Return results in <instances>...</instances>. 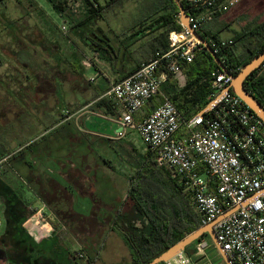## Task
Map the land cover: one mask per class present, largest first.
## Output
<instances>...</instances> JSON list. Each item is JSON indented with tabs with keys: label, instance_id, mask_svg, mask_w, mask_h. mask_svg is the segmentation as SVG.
I'll use <instances>...</instances> for the list:
<instances>
[{
	"label": "crops",
	"instance_id": "0c3cea01",
	"mask_svg": "<svg viewBox=\"0 0 264 264\" xmlns=\"http://www.w3.org/2000/svg\"><path fill=\"white\" fill-rule=\"evenodd\" d=\"M103 1L98 0L101 6ZM242 1L210 19L202 36L233 42L259 29L264 35V21L247 27L235 22L238 14L231 21L223 18L237 12ZM157 18L159 14L146 18L143 25L150 30L141 38L118 34L115 25L99 27L114 51L106 58L95 53L101 66L94 62L75 69V59L65 55L67 67L54 68L47 60L64 57L29 47L18 56L22 66L9 67L0 57V155L15 153L0 171V242L8 236L24 252L23 264H85L78 261L77 252H84L92 264L132 263V250L115 223L119 215L130 213L128 190L134 174L126 170L118 176V166L100 145L118 151L128 163L139 159L133 142L139 136L136 130L114 138L120 131L115 122L120 109L107 92L164 46L169 48L168 38H160L164 32L152 30ZM257 38H251L255 45L264 41V36ZM236 45L241 52L242 44ZM92 70L96 72L86 76ZM174 78L162 86L158 104L168 97L166 88ZM146 153L141 160L148 162L152 153ZM11 219H18L19 226L9 227ZM211 249L215 252L214 244L207 254Z\"/></svg>",
	"mask_w": 264,
	"mask_h": 264
},
{
	"label": "built area",
	"instance_id": "2783aa9c",
	"mask_svg": "<svg viewBox=\"0 0 264 264\" xmlns=\"http://www.w3.org/2000/svg\"><path fill=\"white\" fill-rule=\"evenodd\" d=\"M239 1L189 0L190 28L181 23L180 31L169 33L165 53L113 83L107 95L120 109L115 121L120 131L114 138H124L129 130L138 132L155 164L179 177L202 227L239 207L214 226L230 263L264 264V122L232 92L231 76L220 69L212 74L210 102L192 117L181 114L168 97L144 113L168 78L181 75L205 48L193 32L201 35L210 19L230 11ZM205 40L216 54L232 44ZM222 58L226 60V55ZM14 154L0 155V171ZM210 244L200 239L192 255L183 252L165 264H211ZM76 258L92 264L84 252H77Z\"/></svg>",
	"mask_w": 264,
	"mask_h": 264
},
{
	"label": "trees",
	"instance_id": "16d2710c",
	"mask_svg": "<svg viewBox=\"0 0 264 264\" xmlns=\"http://www.w3.org/2000/svg\"><path fill=\"white\" fill-rule=\"evenodd\" d=\"M3 1L0 0V3ZM47 1L58 15L63 16L67 13L66 3L63 0ZM81 1L85 11L82 13V17L74 22V29L78 31L79 37L92 52L97 53L100 57L106 58L105 55L111 57L114 55V51L112 45L109 44V38L100 29L91 30L92 26L103 17V10L108 6H101L98 0ZM121 1L110 0L107 5L110 6ZM159 1L161 7L153 10L154 15L159 14V18L152 25V30L154 32H164L160 36L162 41L164 36L168 38L170 32L180 31L182 26L178 23L180 13L174 0ZM180 2L186 14L191 12L189 0H180ZM87 28H89V31ZM148 30L150 28L146 24H142V27L136 25L126 34L141 38ZM86 32L88 35L91 34L92 37L85 36ZM258 36H264L261 29L238 35L231 45L223 49L222 53H217V56L224 60L226 69L231 70L234 76H237L249 62L264 51V41L259 40V44L255 45L251 40V38L256 39ZM211 39L216 42L220 41L217 36H212ZM237 42L243 46L241 52L237 51ZM167 48V45L164 46L163 50L158 51L155 56L163 54ZM222 54L226 55V60L222 58ZM94 65L95 63L92 62V66ZM218 69L220 68L213 57L204 48L197 53L192 63L184 67L183 71L186 70L185 86L180 88L172 84V86L166 88L168 98L181 114L186 115L187 118L192 117L209 104L212 93V74ZM171 79L172 76L168 78L170 81ZM244 86L264 105V63L246 79ZM158 98L160 97L153 99L144 108L145 114H149L158 106L156 101ZM135 119L139 121L138 116ZM150 153L148 151V155ZM151 156L152 160L145 162V171L150 173L149 176L144 173H137L136 176L131 178L128 190V203L131 207V214L119 215L115 223L124 234L132 250L131 264L150 263L180 240L202 227L199 216L191 206V197L185 192L179 177L165 168L158 167L153 160V155ZM137 221L142 224L140 228L135 225ZM11 226L18 227V219L9 220V227ZM197 242L189 245L185 253H191Z\"/></svg>",
	"mask_w": 264,
	"mask_h": 264
},
{
	"label": "rangeland",
	"instance_id": "374dc122",
	"mask_svg": "<svg viewBox=\"0 0 264 264\" xmlns=\"http://www.w3.org/2000/svg\"><path fill=\"white\" fill-rule=\"evenodd\" d=\"M63 1L66 3L67 10V13L63 16L58 15L47 0H4L0 3V57L4 64L9 67L22 66L18 56L26 51L24 47H29V50L38 49L45 53H54L64 57L62 60H47L49 63H53L52 67L54 68L65 69L67 67L65 55H69V59H75V69H79L78 65L80 64L83 65L82 67H90L92 62H95L97 66L102 65L97 54L90 51L79 37L78 31L74 29V22L80 19L85 11L82 1ZM103 3L104 7H108L103 10V17L92 26L91 30L100 29L99 27L107 29L106 27L115 25L118 34L121 32L127 33L136 25L142 27L146 18L153 15V10L161 7L159 0H122L110 6L107 5L105 0ZM238 7L240 11L233 10L223 18L231 21L230 19L234 17V14H238L234 18L235 22H238V25L245 23L247 27L252 26L251 23L264 21V0H244ZM64 26L66 30L63 29ZM87 29L89 31V28ZM87 35L86 32L85 36ZM88 36L92 37L91 34ZM30 41H36L37 45H29ZM94 71L86 72V76H92L96 72ZM112 82H116L114 78ZM172 83L180 88L185 86L186 70L175 77ZM133 142L140 156L138 160L133 158L131 163L125 161L124 155L118 151L103 145H100V148L101 151L106 149L107 157L114 160L115 165L118 166V176L124 175L126 170L134 176L137 173H144L149 176L150 173L145 171L146 160H141V157H145L147 154V147L143 144L140 136H135ZM134 157L136 156L134 155ZM8 162L3 165L4 168L8 166ZM2 219L1 217L0 220L3 221ZM135 225L139 228L142 226L139 221L135 222ZM2 230L0 229V231ZM207 238L209 239L208 236ZM1 240L3 242H0V253L4 254V257H0V264H23L22 255L24 252H20V248L13 246L14 244L8 236L3 237ZM209 241L212 243L210 239ZM66 247L71 250V246L66 245ZM192 254L193 251L189 253V255ZM208 254L211 264H215L221 259V255L217 251L212 252V249L209 250ZM78 261L80 262V260Z\"/></svg>",
	"mask_w": 264,
	"mask_h": 264
},
{
	"label": "water",
	"instance_id": "95a60500",
	"mask_svg": "<svg viewBox=\"0 0 264 264\" xmlns=\"http://www.w3.org/2000/svg\"><path fill=\"white\" fill-rule=\"evenodd\" d=\"M176 3L179 13H180V20L182 25H184L186 28H190L188 24V16L180 2V0H174ZM193 35L197 37L202 45L205 47V49L208 51V53L213 57L215 63L220 68V70L227 75L231 76V86L230 89L232 92L237 95L241 100L248 106L260 119L264 122V105L260 103L250 92H248L244 86V82L246 79L257 69H259L263 63H264V51L256 56L251 62H249L240 72L237 76H232L224 64L221 62L217 54L211 49V47L208 45L207 41L199 34L193 32ZM239 207H235L231 211L227 212L225 215H223L218 221H216L213 224H209L207 226H203L197 231L191 233L187 237L180 240L178 243L173 245L171 248H169L167 251L162 253L160 256L155 258L153 261H151L148 264H161L165 263L168 260L172 259L177 254L183 253L186 251L187 247L191 245L192 243L200 240L204 236H208L210 240L213 242L215 246V251H217L221 255V260H224L226 264H231L229 261V258L227 254L223 251L222 246L219 244L216 238V233L214 230V226L221 220L228 217L231 213L236 211Z\"/></svg>",
	"mask_w": 264,
	"mask_h": 264
},
{
	"label": "flooded vegetation",
	"instance_id": "af4514ba",
	"mask_svg": "<svg viewBox=\"0 0 264 264\" xmlns=\"http://www.w3.org/2000/svg\"><path fill=\"white\" fill-rule=\"evenodd\" d=\"M0 257L3 258L4 257V254L0 253Z\"/></svg>",
	"mask_w": 264,
	"mask_h": 264
}]
</instances>
